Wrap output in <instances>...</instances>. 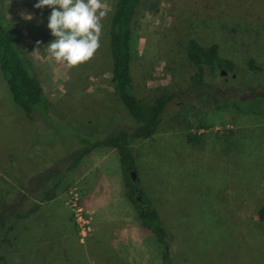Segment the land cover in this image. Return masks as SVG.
<instances>
[{
	"label": "rangeland",
	"instance_id": "obj_1",
	"mask_svg": "<svg viewBox=\"0 0 264 264\" xmlns=\"http://www.w3.org/2000/svg\"><path fill=\"white\" fill-rule=\"evenodd\" d=\"M116 1L106 0L108 15L94 56L67 66L45 50L54 39L47 28L51 8H35L38 0H0V14L48 104L26 118L0 73V256L6 264H162L160 247L142 228L126 192L122 201L111 193L113 183L121 179L123 185L125 177L117 151L84 175L96 207L82 241L64 205V190L75 185L72 168L65 170L73 151L134 126L110 84L108 27ZM209 1L213 12L203 18L204 0H139L130 36L131 92L142 102L151 101L159 88L173 97L156 132L130 144L134 170L127 176L167 228L172 264H264V222L255 217L264 205V70L253 74L247 68L249 60L264 66V36L255 39L264 32V0ZM256 13L262 20L252 22L249 15V26L233 27L236 17ZM29 15L32 19H25ZM190 19L202 24L181 30ZM189 39L216 44L234 71L224 80L217 71L206 86L189 88ZM37 42L39 57L33 53ZM231 100L247 113L213 108ZM185 132L197 140L187 142ZM101 149L91 150L78 168L86 171L105 154ZM41 182L48 187L57 182L53 198L15 219V213L36 205ZM125 213L131 222L117 231Z\"/></svg>",
	"mask_w": 264,
	"mask_h": 264
},
{
	"label": "trees",
	"instance_id": "obj_2",
	"mask_svg": "<svg viewBox=\"0 0 264 264\" xmlns=\"http://www.w3.org/2000/svg\"><path fill=\"white\" fill-rule=\"evenodd\" d=\"M235 1L246 3L248 0ZM138 3L139 0H117L108 27V47L111 58L110 84L112 86V93L124 107L127 115L133 121L134 126L129 129L114 131L105 138L95 141L83 149L79 148L73 151L74 153L70 155L65 170L75 167L85 155L95 148L111 147L116 149L119 167L125 176L123 186L126 190V197L131 202L135 215L142 228L145 232L150 234L159 245L161 263L172 264L170 260V236L167 232V228L163 226L162 221L152 207L150 201L142 196L140 190L135 189L134 182L136 181L134 180V182H132L127 176L128 172L134 170L130 144L135 140L148 139L156 132L160 117L167 103L173 97V95L167 93L165 89L159 88L157 89V95L151 101L142 102L131 92L132 82L129 76V64L131 66L130 36L131 25ZM204 4L205 8L208 10L202 16L203 18L212 14V9H214L213 2L204 0ZM203 11L204 9L201 12ZM222 11L225 13L224 10ZM227 15L229 14L227 13ZM248 16L252 22L256 19L262 20V17L260 18V15L257 13L248 14L245 15L244 19L236 17V20H232L234 21L233 27L242 30L243 24L244 26H249L246 20ZM191 21L194 22L192 25L193 27L190 26L189 22ZM200 21L201 23L191 19L185 20L183 23L185 25L183 26V24H181L180 28L181 30L183 28L198 29L197 26L202 24V20ZM175 31H178V29L175 28ZM263 33L257 37L255 36V39H261V37L264 36ZM185 55L193 69L192 74L188 78L189 88L206 86L205 83L211 81L217 71L218 76H220L219 78L222 80H224L225 75L221 76L219 74L221 71L225 73L234 71V63L230 59L223 58L219 55L218 46L216 44L202 46L199 42L189 39L186 43ZM247 68L253 74L260 73L264 70V66H257L251 60L247 62ZM0 73L11 94L13 102L22 110L26 118H31L34 110L42 111L44 108H48V104L43 98L42 89L36 79L31 63L25 57L22 49L18 47L13 28L4 20L1 14ZM207 87L213 89V85H207ZM238 104L237 100H231L230 102L222 101L221 104L214 103L213 108L219 111H232L237 114L247 113L246 110L242 109ZM255 114L257 113L255 112ZM184 137L185 140L190 143H193L198 138L190 132H185ZM31 185L30 183L29 186ZM40 186V196L36 198L38 201L35 203L36 205L26 208L24 211H21V213H15V219H21L25 215L33 212L37 208L38 203L49 201L53 198L57 182H53L50 187L41 182ZM10 208L11 207L7 210H10ZM255 217L258 222H264V205H260L256 208ZM11 228V225H9L7 230ZM0 264H6L4 258L1 256Z\"/></svg>",
	"mask_w": 264,
	"mask_h": 264
},
{
	"label": "clouds",
	"instance_id": "obj_3",
	"mask_svg": "<svg viewBox=\"0 0 264 264\" xmlns=\"http://www.w3.org/2000/svg\"><path fill=\"white\" fill-rule=\"evenodd\" d=\"M34 7L52 9L47 28L54 39L45 48L48 57L67 66H77L94 56L100 47L102 20L108 15L106 0H38ZM39 43L33 51L37 57Z\"/></svg>",
	"mask_w": 264,
	"mask_h": 264
},
{
	"label": "crops",
	"instance_id": "obj_4",
	"mask_svg": "<svg viewBox=\"0 0 264 264\" xmlns=\"http://www.w3.org/2000/svg\"><path fill=\"white\" fill-rule=\"evenodd\" d=\"M99 148H104V149H101V150H103V152H105V154H101L100 157L96 160V162L94 161L93 163H91V165L86 169V171H84L85 168L79 169L78 165H76L75 167H73L70 170V174H71V177L73 179L72 183L79 187V190H80V193H81L80 194L81 195V198H80L81 204L84 207V209L90 214L94 212V208L96 206L94 204V201L92 200L93 197L90 196V195H87V193L92 192V189L87 190V188H86V186H85V184L83 182L84 175L86 174V172L91 167H97L99 164L104 162L106 160L107 153L116 152V150L114 148H111V147H99ZM92 152L93 151H91L90 153H92ZM90 153H88L84 158H88V157L90 158ZM117 157H118V155H117V152H116V159H117ZM107 159H109V156H107ZM97 180L98 179L95 180L96 183H98ZM98 185H100V184L98 183ZM101 192H102V190H101ZM124 192H125V188L122 185V180L121 179H120V182L113 183V186L111 188V193L116 198H119L120 201H122V199L125 198ZM119 218L120 219L117 222H120L121 224H118L119 228L117 229V231H123V229L125 227V224L126 223L128 224V223L131 222L130 214L127 215L125 213L124 215H121ZM115 221H113V222H115Z\"/></svg>",
	"mask_w": 264,
	"mask_h": 264
},
{
	"label": "built area",
	"instance_id": "obj_5",
	"mask_svg": "<svg viewBox=\"0 0 264 264\" xmlns=\"http://www.w3.org/2000/svg\"><path fill=\"white\" fill-rule=\"evenodd\" d=\"M63 196L65 197L64 205L67 206L71 220L82 241L90 233V214L81 206L79 194L74 186L67 187Z\"/></svg>",
	"mask_w": 264,
	"mask_h": 264
},
{
	"label": "water",
	"instance_id": "obj_6",
	"mask_svg": "<svg viewBox=\"0 0 264 264\" xmlns=\"http://www.w3.org/2000/svg\"><path fill=\"white\" fill-rule=\"evenodd\" d=\"M220 75H221V76H224V75H225V72H224V71H221V72H220ZM130 177H131L132 180H134V173H133V172L130 173ZM138 200H139V199H138Z\"/></svg>",
	"mask_w": 264,
	"mask_h": 264
}]
</instances>
